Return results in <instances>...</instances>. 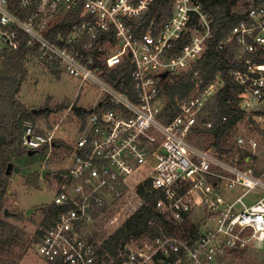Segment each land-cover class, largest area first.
<instances>
[{
    "label": "built area",
    "instance_id": "1",
    "mask_svg": "<svg viewBox=\"0 0 264 264\" xmlns=\"http://www.w3.org/2000/svg\"><path fill=\"white\" fill-rule=\"evenodd\" d=\"M153 1L0 0V63L26 47L43 65L102 93L88 111L70 166L55 174L57 216L37 245L47 264H228L238 251H264V171L255 170L264 161V5L252 6L218 45L235 53L239 67L232 76L249 126L235 139L234 156L221 157L216 146L190 142L201 126L213 127L203 115L220 89L219 77L202 88L196 72L193 90L176 99V110L167 109L163 92L209 49L210 17L192 0H173L167 21L137 32L133 21ZM75 11L79 21L57 31L55 41L45 35L60 15ZM108 46L114 52L105 51ZM59 146L54 132L26 124L28 151L50 156ZM238 187L245 191L224 194ZM252 191L262 197L248 204ZM147 199L174 224L203 210L202 225L185 238L133 240L111 255L106 241Z\"/></svg>",
    "mask_w": 264,
    "mask_h": 264
},
{
    "label": "trees",
    "instance_id": "2",
    "mask_svg": "<svg viewBox=\"0 0 264 264\" xmlns=\"http://www.w3.org/2000/svg\"><path fill=\"white\" fill-rule=\"evenodd\" d=\"M192 2L201 6L202 11L209 15L212 38L205 55L188 73L171 77L170 81L164 84L163 92L168 101L167 109L176 110V99L182 100L191 93L195 86L193 79L196 72L204 81L202 88L219 77L220 89L214 99L206 104L203 115L204 124L211 122L213 127L207 129L201 126L191 139L212 138L213 145L218 147L219 156L223 157L226 154L227 157H233L235 150L229 143V139L237 131V127L245 116L238 105L241 88L232 76V72L239 67V64L233 51H219L218 45L225 41L233 28L244 18V14L233 10L239 0H192ZM262 5L264 0H254V6ZM172 11L173 0H154L149 10L133 21V27L137 32L146 31L152 22L160 25L167 21ZM78 21L79 11L60 15L52 22L51 29L45 35L55 41L54 36L57 31L66 32L71 24ZM31 58V49L21 47L18 51L7 53L4 61L0 63V211L3 208V200L9 192L10 175L6 174L8 165L18 166L25 157H28V150L23 147V136L26 124L34 122L36 118L33 110L26 108L19 98L29 76L27 64ZM44 66L50 73L60 77L61 71L56 66L50 64ZM70 107L67 106V108ZM65 109L66 107H58L49 110L60 112ZM78 113L83 115L86 112ZM224 118H227L226 122ZM41 175L42 173H34L28 178L26 186L32 185L33 188H38ZM42 210L45 214L44 220L33 237L7 222V219L11 217L22 222L25 219L23 213L12 216L0 214V264H16L12 257L17 252L25 253L33 245L39 244L46 228L57 216L54 205L43 207ZM178 226L181 225L166 221L155 209V201L147 199L145 206L127 219L106 241L108 252L115 256L120 249L124 250L133 240L174 236ZM190 228L191 230L185 231L187 234H183L184 237L194 235L195 228L192 226Z\"/></svg>",
    "mask_w": 264,
    "mask_h": 264
},
{
    "label": "rangeland",
    "instance_id": "3",
    "mask_svg": "<svg viewBox=\"0 0 264 264\" xmlns=\"http://www.w3.org/2000/svg\"><path fill=\"white\" fill-rule=\"evenodd\" d=\"M252 6L254 0H239L234 7V11L245 14ZM105 51L112 52L111 47L105 48ZM114 52V51H113ZM29 76L24 83L19 98L22 104L29 110L40 111L36 114L32 125L42 133L54 132L55 138L61 146L55 149L54 154L48 156L46 153H37L33 157H25L18 165L20 173L12 171L10 174L9 192L5 196L0 214L12 216L14 214L25 213L30 209L37 211L26 217L22 222L16 221L13 217L7 219L11 225L23 230L28 236L33 237L42 225L44 220L43 207L53 205L56 196V177L55 174L66 170L73 158L74 147L80 136L82 127L89 118V112L80 115L73 112L67 106L78 105L88 111H91L102 96L100 89L90 83L82 85L81 81L72 78L66 73L56 77L44 66L38 59L32 57L28 64ZM81 87V89H80ZM167 100V99H166ZM58 107H66L64 111H51ZM49 114H46V113ZM56 127H58L56 129ZM245 121L240 123L237 131L230 137L229 143L234 144L235 139L242 134L249 132ZM255 132V131H253ZM193 145L203 149L213 147L212 138L191 139ZM256 172L264 171V161L260 159L255 167ZM47 171L45 178L40 177L38 188L32 185L26 186L28 178L34 173ZM242 188H236L224 193L227 197L234 198L244 192ZM262 197L259 191H252L245 198V202L254 203ZM7 214H5V212ZM203 210L195 212L191 218L182 224H178L176 235L184 237L186 230H191V226L199 229L202 225L201 220L204 217ZM12 259L16 264H47L37 254V244L33 245L25 253H16ZM228 264H264V251L244 250L229 255Z\"/></svg>",
    "mask_w": 264,
    "mask_h": 264
},
{
    "label": "water",
    "instance_id": "4",
    "mask_svg": "<svg viewBox=\"0 0 264 264\" xmlns=\"http://www.w3.org/2000/svg\"><path fill=\"white\" fill-rule=\"evenodd\" d=\"M166 77H167V73L163 74V78H166ZM101 104H102V103H100L99 105H101ZM70 110L73 111V112H80V111L88 112L87 109H85V108H83V107H81V106H78V105H73V106H71V109H70ZM39 112H40V111H38V110H33V113H34V114H38ZM250 121H253V119L251 118ZM36 154H37V151H32V150L28 151V156H29V157H33V156L36 155ZM12 171H14V172H16V173H20V172H21V169H20V167L17 166V165L9 164V165H8V168H7V171H6V174H7V175H10V174L12 173ZM46 175H47V171H43L42 177L45 178ZM36 211H37L36 209H30V210H28V211L25 213V215H26V217H30L31 214H33V213L36 212ZM7 212H8V211H6L5 214H7Z\"/></svg>",
    "mask_w": 264,
    "mask_h": 264
}]
</instances>
